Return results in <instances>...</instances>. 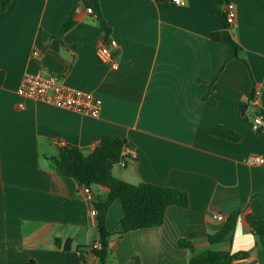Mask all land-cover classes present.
<instances>
[{"label": "crops", "instance_id": "obj_1", "mask_svg": "<svg viewBox=\"0 0 264 264\" xmlns=\"http://www.w3.org/2000/svg\"><path fill=\"white\" fill-rule=\"evenodd\" d=\"M87 1L12 0L0 11V264H83L79 251L88 264H99L92 253L99 240L92 203L105 202L109 191L93 185L89 199L51 159L60 143L87 156L107 136L124 139L127 154L137 155L114 166L116 177L169 186L190 199L187 209L169 207L162 226L113 235L110 264H134L135 257L142 264H189L207 249L263 263L264 238L252 223L264 219V162L250 159L264 158V131L252 127L253 116L264 114V0H227L235 12L228 30L210 0L180 6L98 0L110 28L107 41ZM71 14L75 24L60 37ZM214 32L221 42L211 38ZM229 35L251 70L239 59L224 66ZM111 39L115 66L98 55ZM27 73L56 76L59 84L100 97L99 116L19 95ZM215 125L242 138L215 137ZM121 203L108 209L109 230L121 229ZM234 212L236 229L211 244L209 235ZM56 238L72 239L73 246L55 248ZM181 239L195 249L182 248Z\"/></svg>", "mask_w": 264, "mask_h": 264}, {"label": "trees", "instance_id": "obj_2", "mask_svg": "<svg viewBox=\"0 0 264 264\" xmlns=\"http://www.w3.org/2000/svg\"><path fill=\"white\" fill-rule=\"evenodd\" d=\"M12 0H0V11L5 12ZM78 1V0H76ZM157 2H165L168 0H156ZM227 0H210L209 5L215 14L225 23L224 28L229 29L230 24L222 10L223 5ZM86 5L93 10L98 23L105 33V40L110 36V28L107 26L98 0H89ZM75 24L73 15L71 14L61 25L58 35L62 37ZM211 38L221 42V34L214 32ZM109 42V41H108ZM241 45L229 35L227 56L225 64L231 59H239L249 69V63L242 56ZM223 66V67H224ZM251 70V69H250ZM3 80V74L0 73V83ZM254 93L252 94V97ZM211 134L215 137L240 141L242 138L234 130L224 126H213ZM128 148L124 139L119 137L107 136L101 139L100 143L89 154L84 155L78 147L69 146L60 148L59 155L53 157L52 163L56 172L65 177H71L78 181L82 187L91 189L93 185H99L108 189L109 193L105 202L94 201L92 209L97 211V229L99 233L98 244L92 247V253L97 257L99 264H110L109 257L111 255L110 240L113 235L119 237L125 234L138 230L150 229L162 226L165 222L166 211L171 206H178L187 209L190 205V199L186 192L170 188L163 185H149L141 183L138 185L124 182V180L116 177L113 173L115 165L119 164L127 156H124V151ZM121 200L124 216L121 219L119 231H112L106 228V218L108 209L113 202ZM239 213L234 212L227 219L224 227L215 235H209L208 240L211 244H217L227 238V236L236 229ZM259 239L264 238V219L254 221L252 223ZM73 246V240L68 239L63 241L60 238L54 240L55 248L70 250ZM182 248H188L193 251L194 245L186 239L180 240ZM83 264H88L83 251H79ZM245 256L232 254L229 252H218L212 249H207L200 254L195 255L190 259L189 264H234L237 260ZM27 264H37L35 260H30ZM134 264H142L138 257H135Z\"/></svg>", "mask_w": 264, "mask_h": 264}, {"label": "built area", "instance_id": "obj_3", "mask_svg": "<svg viewBox=\"0 0 264 264\" xmlns=\"http://www.w3.org/2000/svg\"><path fill=\"white\" fill-rule=\"evenodd\" d=\"M174 5H183V0H171ZM223 12L227 17V21L230 25L234 23L235 20V12L229 2H225L222 7ZM89 13H93L91 8L88 9ZM117 47V41L111 39L109 42H102L98 48L99 57L104 60V62L112 63L114 66L116 63H113L112 54L113 50ZM35 55L38 53L35 52ZM18 93L21 96L32 98L37 101L46 102L48 104L54 105L61 109H70L76 110L81 114H86L92 117H98L100 111L102 110L103 100L91 93H87L81 91V89H74L65 84H59L58 77L49 76L43 77L41 75H36L34 73H27L24 75L21 85L18 88ZM20 107H23L20 105ZM252 127L255 132L264 131V114L258 112L252 119ZM60 148H65L64 143L59 144ZM124 156H127L125 160L123 159L120 163L124 166L132 163L137 155L135 152H131L129 156L127 154V149L124 151ZM264 162V158L254 155L250 159V163L252 164H262ZM84 193L89 196V199L93 200L92 191L88 187H84ZM91 214L93 216L97 215V211L92 209ZM215 219L219 221H224L225 218L216 213L214 215ZM237 264H264L257 261V259H248L241 258L237 260Z\"/></svg>", "mask_w": 264, "mask_h": 264}]
</instances>
